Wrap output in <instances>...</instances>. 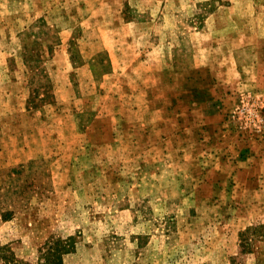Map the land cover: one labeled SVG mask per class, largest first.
Masks as SVG:
<instances>
[{
	"label": "rangeland",
	"instance_id": "obj_1",
	"mask_svg": "<svg viewBox=\"0 0 264 264\" xmlns=\"http://www.w3.org/2000/svg\"><path fill=\"white\" fill-rule=\"evenodd\" d=\"M56 240L264 264V0H0V246Z\"/></svg>",
	"mask_w": 264,
	"mask_h": 264
},
{
	"label": "trees",
	"instance_id": "obj_2",
	"mask_svg": "<svg viewBox=\"0 0 264 264\" xmlns=\"http://www.w3.org/2000/svg\"><path fill=\"white\" fill-rule=\"evenodd\" d=\"M72 245L70 242L54 241L40 250L36 264H61L63 255L67 254ZM0 264H32L17 257L9 245L0 246Z\"/></svg>",
	"mask_w": 264,
	"mask_h": 264
}]
</instances>
